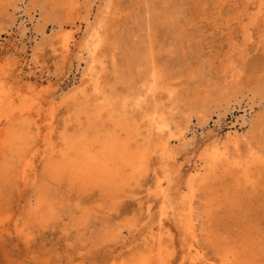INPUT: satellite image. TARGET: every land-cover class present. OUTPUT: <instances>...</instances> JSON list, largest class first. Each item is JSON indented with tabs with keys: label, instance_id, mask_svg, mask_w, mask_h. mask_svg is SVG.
Here are the masks:
<instances>
[{
	"label": "bare ground",
	"instance_id": "6f19581e",
	"mask_svg": "<svg viewBox=\"0 0 264 264\" xmlns=\"http://www.w3.org/2000/svg\"><path fill=\"white\" fill-rule=\"evenodd\" d=\"M99 1L0 0V7L14 3L15 9L27 12L26 18L34 24V52L43 45L57 50V42L62 59L70 57L69 68L81 71V80L71 90L73 94L66 97L76 101L75 121L80 125L84 117L91 129L89 137L83 132L71 135L60 130L58 110L64 98L52 95L47 103L41 100V91L50 87L49 76L43 83L42 72L24 74V87L18 86L15 92L1 81L0 161L11 155L18 177L28 182L38 175L37 162L45 160L48 176L55 182L66 179L69 185H77L84 192L97 187L112 194L115 203L121 189L138 184L148 169L150 155L158 153L166 172L154 174L153 190L160 202V216L157 226L146 235L150 246L136 257L111 264H169L173 253L167 244L170 232L164 226L167 213L175 216L184 233L180 264H264L260 248L264 233L246 213L256 194L264 196V104L251 117L246 130L228 132L205 144L193 162L184 189L171 191L172 174L168 171V166L177 160L175 148L190 144L187 133L192 117L198 113L206 116L212 106L219 107L223 102L229 107L232 101L251 99V93L264 99V73L250 85H243L239 74L232 73V64L229 79L226 74L198 78L208 60L201 40L196 39L201 34L199 25L192 23L196 13H186L187 0H136V7L131 6L123 24L124 32L116 20L117 4L112 0ZM198 1L206 5L209 0ZM213 1H218L219 7L237 2ZM243 3L244 9L237 16L242 41L239 45L230 33L232 50H246L254 42V30L264 28V0ZM229 29L234 30L228 25ZM190 50L204 61L197 68L189 58ZM30 61L25 66L32 67L34 63L37 68L36 58ZM211 71L212 68L208 73ZM191 73L195 78L189 82L184 76ZM93 95L102 97V101L93 103ZM112 108L118 111L117 115ZM1 112L7 113L6 125ZM17 122L23 123L20 129ZM32 130L43 140L42 149L33 148L35 135L29 136ZM248 138L251 140L246 141ZM226 167L229 174L237 176L208 191L209 205L229 215L242 231L220 248L216 262L200 244L198 234L203 229L198 224L195 197L197 185L210 172ZM251 167L259 173L251 174ZM240 171L241 174L236 173ZM37 208L51 215L55 203L40 199ZM4 228L0 219V231ZM26 228L25 221L17 220L13 230L28 237Z\"/></svg>",
	"mask_w": 264,
	"mask_h": 264
},
{
	"label": "rangeland",
	"instance_id": "374dc122",
	"mask_svg": "<svg viewBox=\"0 0 264 264\" xmlns=\"http://www.w3.org/2000/svg\"><path fill=\"white\" fill-rule=\"evenodd\" d=\"M28 1L30 0H24V3ZM112 2L117 4L119 14L116 20L120 22V31H123V24L131 12V6L136 7V0ZM13 4L0 7V82L4 81L15 92L18 86L24 87V76L29 72L45 74L43 83L49 76L50 87L41 91V100L47 103L52 95L60 100L62 97L65 99L58 110L60 130L71 135L83 132L89 137L91 129L88 121L84 117L80 125L75 121L73 108L76 101L66 97L81 80V71L76 67L69 68L70 57L62 59L60 44L57 42L54 43L57 50L43 45L34 52V24L26 18L24 13L27 12L24 9H15ZM184 7L186 13H196L192 23L199 25L198 30L201 32L196 39L201 40L203 50L207 53L206 60L209 61L205 62L203 73L198 78H216L226 74L229 79L232 64L235 65L232 73L235 71L239 74L243 85H250L264 73V28L254 30V42L246 50L244 47L232 50L228 40L231 33L239 45L242 41L237 16L244 9L243 0L232 1L230 5L222 4L220 7L218 1L214 3L209 0L204 5L198 0H187ZM115 22L114 20L113 24ZM228 25L234 30H228ZM188 55L196 68L204 63L198 53L191 51ZM33 57L37 60V68H34V63L27 68L25 63L31 62ZM210 68L212 71L208 73ZM221 69L224 71L221 72ZM19 74L21 78L18 77ZM194 75L191 73L184 77L192 82ZM108 78L112 79V74ZM112 84L117 85L115 82ZM250 97L253 98L245 97L240 103L232 101L229 107L223 102L219 107L212 106V111L206 116L198 113L192 117L190 131L187 133L190 144L182 148L176 147L177 160L168 166V171L172 174L171 191L176 192L186 187L193 162L206 143L217 136L224 137L228 132H243L248 128L249 120L264 104V99L255 93H251ZM102 99L98 95L91 97L93 103H99ZM112 109V113L117 115L118 111ZM4 112H1L2 121L6 125L7 113ZM38 121L43 123L41 118ZM22 126L23 123L17 122V128ZM34 135L33 148L42 149L43 140L34 131L29 134ZM248 140L251 139H246ZM8 158L4 162L0 161V219H3L5 227L0 231V264H111L136 257L148 250L150 244L146 243V235L151 228L157 226L160 216V202L153 190L154 174L157 172L163 175L166 172L158 153L150 155L148 169L138 184L133 183L124 190L121 189V196L115 203L111 198L112 194L107 195L97 187L84 192L77 185H69L66 179L55 182L48 176V163L45 160L37 162L38 175L35 180L24 182L12 166L11 155ZM251 169V174L259 173L256 168ZM236 173L241 174V171ZM235 176V173L229 174L228 168H219L210 172L205 181L197 185L196 212L199 214V227L203 229L198 234L200 244L206 255L216 262L219 261L220 248L229 239L233 241L242 230L229 215L209 205L211 195L208 191L217 185L228 183ZM40 199H50L55 203L51 215H45L43 210L37 208ZM252 200L247 216L258 222L264 233V196L258 193ZM17 220L26 222L25 233H29L28 237L13 230ZM164 226L171 236L167 243L173 253L169 264H180L185 243L183 230L172 213L165 215ZM262 241L260 248L261 254H264V239Z\"/></svg>",
	"mask_w": 264,
	"mask_h": 264
}]
</instances>
